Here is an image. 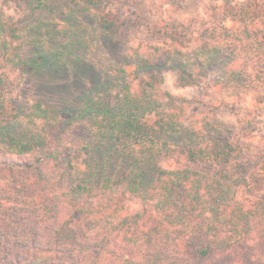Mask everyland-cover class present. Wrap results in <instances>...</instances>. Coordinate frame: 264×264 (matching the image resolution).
Returning <instances> with one entry per match:
<instances>
[{"label":"trees","instance_id":"trees-1","mask_svg":"<svg viewBox=\"0 0 264 264\" xmlns=\"http://www.w3.org/2000/svg\"><path fill=\"white\" fill-rule=\"evenodd\" d=\"M26 1L32 12L46 10L51 13L53 23L59 21V12L51 0ZM101 1L67 0L72 4L67 8V30H84L92 24L106 40L103 43L100 39L96 44L90 36L87 41L80 38H75L74 43L67 41V47L61 52L63 60L53 52H40L31 60L21 58L12 44L20 38L19 28L0 16V56L8 65L32 66L45 79H50L53 70L67 66L71 72L68 86L73 83L74 88V83H79L87 87L78 94L77 100L67 101V112L42 108L39 100L33 105V112L27 113L24 105L16 100L0 97L3 99L0 145L7 153L19 156L54 147L56 151L71 152L65 165L71 184L62 197L77 199L104 194L114 203V196H122L117 199L119 203L122 201L119 206L102 204L96 210L97 218L113 228L125 226L123 238L135 246L149 243L158 233L175 240L183 238L202 257L211 247L227 250L239 244L247 237V227H250L243 211L245 200L251 197L264 200L261 194L252 196L248 188L252 180L254 188L260 184L264 189V166L248 169L244 148L234 144L214 122L200 128L185 126L182 114L189 101L164 90L160 73L173 68L182 86L201 85V71L218 63L222 55L220 46L199 48L191 54L184 52L177 40L167 45L133 48L128 59L115 67L117 72L113 77L102 67L107 66L104 63H100L101 69H96L93 57L110 46L106 41L111 42L112 34L119 32L122 23L110 12L91 18L85 14ZM184 2L164 0L172 15L181 10ZM170 14L168 22H175ZM246 15L239 12V20L250 25ZM223 29L221 37L229 39L224 81L244 88L264 85V47L259 46L263 43L254 34ZM183 36L182 33L179 37ZM47 59L52 60V66ZM129 65L132 66L128 69ZM3 81L0 74V92L6 87ZM119 86L121 96L117 93L113 97L112 90ZM177 155L184 159L181 166H161L162 157ZM40 160L38 157L36 161L20 162L0 157V169L28 172L39 169L38 165L32 166ZM130 203L137 204V208H131ZM168 207L172 211H167ZM230 207L232 212H239L238 222H228ZM146 210L156 217L154 227L148 231L139 229L136 220ZM139 235L143 236V242ZM101 250L96 248L94 260L99 261ZM46 258L37 256L23 264H39Z\"/></svg>","mask_w":264,"mask_h":264},{"label":"rangeland","instance_id":"rangeland-1","mask_svg":"<svg viewBox=\"0 0 264 264\" xmlns=\"http://www.w3.org/2000/svg\"><path fill=\"white\" fill-rule=\"evenodd\" d=\"M27 2L0 0V16L19 28L20 38L12 44L21 58L31 60L40 52H53L63 60L62 50L67 47V41L76 42L75 38L87 41L91 36L96 44L100 39L105 43L103 33L95 30L92 24L84 30H67V8L72 5L67 0H51L59 12V21L54 23L50 12L41 9L32 12ZM86 11L90 18L110 12L122 23L119 32L112 34L111 42L106 41L110 46L95 53L94 61L89 58L96 69H101L100 63L106 64L102 67L113 77L117 72L115 67L128 59L129 50L133 48L167 45L177 40L183 51L191 54L199 48L220 46L222 55L218 63L201 71V85L182 86L176 71L169 68L160 71L162 87L189 101L182 114L185 126L200 128L214 122L234 144L244 148L248 169L264 166V85L244 88L224 81L229 39L226 41L221 37L223 28L237 34H254L256 40L263 43L259 46L264 47V0H185L181 10L173 15L164 0H102ZM239 12L247 14L245 20H250V25L239 20ZM169 14L175 22H168ZM257 51L259 53V49ZM52 60L47 59L51 66ZM70 73L66 66L53 70L50 79H45V75H37L32 66L12 67L0 56V74L6 85L0 97L16 100L24 105L27 113L33 112V105L39 100L42 108L67 112V101L74 102L87 88L79 83H74V88L73 83L68 86ZM120 88L112 90L113 97L117 93L121 96ZM55 151L54 147L49 151L19 156L7 153L0 145V157L7 160L36 161L41 157L32 166L38 165L39 169L28 172L0 169V264H23L37 256L47 257L39 264H264V200L253 197L245 200L243 211L250 225L247 237L227 250L211 247L210 252L202 257L183 238L175 240L162 233L143 246H135L124 240L125 226L113 228L97 218L96 210L102 204L119 206L122 201L119 203L117 199L122 196H114V203L109 202V197L104 194L91 198L62 197L71 184L65 167L71 152ZM177 157H162L160 164L164 168L181 166L184 159ZM250 182L248 188L252 196H264L263 186L257 184L254 188L252 180ZM130 205L137 208V204ZM232 209H228L229 223L238 222L236 215L239 212L234 213ZM166 210L172 211L170 207ZM136 220L139 229L148 231L154 227L156 217L146 210ZM138 238L143 242L142 235ZM96 248L102 249L99 261L93 259Z\"/></svg>","mask_w":264,"mask_h":264}]
</instances>
